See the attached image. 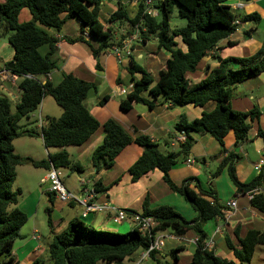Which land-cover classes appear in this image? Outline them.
<instances>
[{"label":"trees","instance_id":"trees-1","mask_svg":"<svg viewBox=\"0 0 264 264\" xmlns=\"http://www.w3.org/2000/svg\"><path fill=\"white\" fill-rule=\"evenodd\" d=\"M103 1L5 0L0 4V37L6 36L7 43L13 50V68L9 69L7 66L6 70L11 76L21 79L18 84L20 99L14 114H11L9 97L0 96V264H18L12 255L13 245L20 238V229L28 218L17 207L21 190H12L17 178V168L31 166L81 173V165L70 159L65 148L83 145L99 128L104 133L103 141L90 157L95 174L101 167L110 168L119 152L134 143L142 149V154L128 169L131 182L136 183L141 177L157 169L162 173V180L169 190L183 197L197 213V217L188 222L172 207L149 209L145 198L143 212L138 215L153 220L152 235L169 231L175 238H183L192 231L197 241L190 264H250L255 249L264 247V230H248L240 235L239 228H236L233 233L238 244L234 245L228 237L224 241L237 263L217 257L212 250L206 248L207 237L203 225L214 219H223L225 208L211 190L200 188L195 178H188L176 185L169 172L179 157L189 155L194 134L212 137L222 153L225 152L224 139L229 132L233 133L236 143L246 141L251 123L259 119L260 112L256 107L245 113L234 111L230 100L236 86L264 72V40L260 50L250 57H213L217 66L211 70L206 68L204 78L191 85L187 75L194 74L203 59L237 29L235 15L227 5V0H165L152 7L158 12L156 17L145 13L144 0H140L133 18L128 17L126 7L116 0V9L107 20L108 26L102 25L97 18ZM172 5L177 6V17L185 22L180 28L169 27ZM22 9L29 11L31 22L19 23L18 16ZM63 15H66L65 19L62 18ZM66 19L77 20L82 34L86 33L99 41L97 48L90 46L95 61L101 52L113 46L114 27L121 24L129 27L127 36L133 35L137 29L142 45H146L152 37L156 39L157 51L163 50L169 54L153 86L151 75L132 56L129 57L127 72L131 77L139 74L140 79L132 78L131 91L125 99L120 100L119 108L123 113L130 112L135 103L151 109L159 98L163 104L180 107L190 105L203 108L209 103L214 104L211 111L202 112L200 118L192 121H187L184 115L179 116L175 129L184 133L186 140L179 146L178 153L160 152L158 146L147 136L132 139L113 120L100 124L85 106L87 95L96 90L94 83L71 75H64L57 85L47 80V76L55 69V64L50 59L55 39L37 28L36 24L45 29L58 30ZM244 20L257 24L260 17L251 14L244 17ZM123 39L125 38L121 37L119 42ZM78 41L84 42L83 36L67 39L69 43ZM179 43L183 45V49L179 47ZM43 45L49 47L45 56L38 52ZM96 67L99 68L97 63ZM116 83L119 84L120 80L117 79ZM142 92H148L151 100L140 97ZM47 96L61 109V116L46 118V124L40 127V135L19 126V121L29 120L30 115ZM108 100L109 96H105L97 105L103 106ZM259 135L264 144V135L260 131ZM39 136L45 149L58 151L48 154L47 159L42 161H33L14 153L15 140ZM237 160V155L229 153L218 165L213 177L219 176L226 168L236 193L240 195L264 187V170L250 182L241 183L235 172ZM191 183L195 184L196 190L190 188ZM94 190L97 193L104 190L100 181L94 183ZM250 205L264 215V198L261 194L254 195ZM46 212L48 214L49 210ZM127 212L129 215L136 214L130 210ZM48 225L51 228L49 216ZM150 241V236L139 232L137 227L128 232H112L95 229L74 218L61 233L53 235L47 252L52 264H126L136 251H146ZM178 250L180 249L176 248L171 252L174 262L177 261L175 253ZM156 255L160 254L151 253L150 258L158 261ZM43 263L37 259L31 264Z\"/></svg>","mask_w":264,"mask_h":264},{"label":"crops","instance_id":"crops-1","mask_svg":"<svg viewBox=\"0 0 264 264\" xmlns=\"http://www.w3.org/2000/svg\"><path fill=\"white\" fill-rule=\"evenodd\" d=\"M4 1L5 0H0V4ZM119 1L125 7V3L129 2L134 11H126L128 17L133 18L137 12L138 5L134 4L133 0ZM160 1L162 2L163 0ZM226 3L232 9L240 11L243 14V18H236V31L226 40L221 41L217 48L203 59L194 74L187 75V79L190 81L191 85L196 84L204 78L206 68L211 70L217 66V62L213 57L219 56L222 59L246 58L254 55L262 46L264 40V0H227ZM115 9L116 0H104L99 7L98 21L102 25L108 26L107 20ZM23 10L27 11V13H25V18L29 20L31 18L29 11L27 9H22L21 12ZM21 12L19 13L18 21ZM251 14L259 15V23L255 24L253 21L249 22L244 20V17ZM62 18L65 19L66 15H63ZM65 21H67V23L64 22L58 30L45 29L36 24L37 28L44 30L48 36L55 39L53 44L54 50L50 56V59L55 64V69L47 76V80L57 85L64 75H71L77 79L94 83L96 90L87 95L85 106L100 124L108 120H113L132 139L142 135L147 136L158 146L160 152L167 153L172 151L178 153L181 144L176 143L174 139L181 137L186 138L184 133L178 132L175 129L179 116L184 115L187 121H192L200 118L202 112L211 111L214 108V104L209 103L203 108L190 105L180 107L163 104L159 98L154 102V106L151 109L145 105L135 103L130 112L123 113L119 108L120 100L117 99V97L122 96L118 93V89L124 85V89L129 93L133 85V79H140L139 74L131 77L127 72L129 57L132 56L131 54L136 53L134 57L137 59L132 56L134 60H142L144 54L148 56V67L144 70L151 75L153 79L152 86L158 79L153 78L151 70L153 73H158L159 75L166 60L169 58V54L163 50L157 51V44L156 48H148L149 45L147 42L146 45H142L141 48L137 49V47H133L134 43H132L129 50H125L127 59H122L121 55L119 61L111 49L117 47L121 49V52L123 51L122 45L127 38L126 33L128 30L124 29L121 24L114 27L113 46L101 52L97 61H95L90 46L97 48L99 41L89 36L84 37L86 33L82 34L81 25L77 20L66 19ZM19 23L21 22L19 21ZM81 36H83L84 42H67V39H78ZM121 37L125 39L119 42ZM150 40L156 42L155 38L151 37ZM178 41L179 40H177V42ZM179 47L183 49L181 43H179ZM48 51V45H43L38 49L41 56H45ZM158 56L161 58L157 59ZM12 58V48L8 43H4V41L0 39V90H6L10 96H12V93L6 87V84L17 88L18 92H20L18 84L21 81L20 78L11 76L9 71L6 70L8 64L13 62ZM211 61L213 62L210 63ZM96 63L99 65L98 69ZM120 66H122L121 70L118 68ZM117 79L120 80L119 84L116 83ZM105 96H109V100L103 106L99 107L97 105L98 101ZM140 97L151 100L148 92H142ZM46 98L47 97H44L42 99L39 106L40 112L38 114V121L40 127L42 126L40 113L46 118H59L62 114L61 109H56L52 106L51 101ZM230 106L232 110L237 112L245 113L254 107L260 112L259 119L251 123L246 141L236 143L233 133L229 132L224 139L225 152L222 153L218 143L212 137L205 134H194L192 136L193 139L189 155L178 158L177 163L170 170L169 176L176 185H180L188 178H195L198 182L197 185L203 190H211L224 208L229 201L233 200L236 202L235 210L229 212V210L225 208L224 218L214 219L205 223L203 225V231L207 237L205 243L208 250H212L214 254L221 259L237 263L232 251L227 248L224 238L228 237L234 245H237L238 242L233 233L236 228H239L240 235H244L248 230H264V215L251 207L250 201L246 195L236 193V189L228 176L226 168L220 172L219 176L213 177V173H210L208 176L203 174L201 167L209 168V162H213V164L218 167L229 153H234L238 156V160L235 163L236 177L241 183H248L259 174L258 165L261 161H264V144L262 137L259 135V131L264 135V72L236 86L232 92ZM103 137V130L99 128L83 145L72 147L74 148L72 153L69 152V150L67 151V148L70 147L65 148L70 159L73 162L79 163L83 172L88 170L90 172L89 175L94 174V183L97 181L101 182L104 190L101 193L96 192L93 203L97 206L103 205L112 209L134 211L136 214L133 215H138L143 212L142 205L144 199L147 198L149 209L169 206L188 222H192L197 217V213L193 211L183 197L169 190L167 185L163 182L162 173L159 170L155 169L149 172L136 183L131 182L128 169L142 154V149L134 143L126 146L119 152L110 168L101 167L97 174H95L90 163V157L94 149L102 143ZM27 139L37 144L38 147L36 152H28L24 157L30 158L33 161L45 160V152L47 153V157L50 153L49 149H45L43 146L41 137H37L36 139L29 137ZM187 159H191L192 164L186 165ZM18 168H20V170L24 168V174L32 181L30 184L31 190L29 189L28 197L22 208V211L28 217L26 223L28 224V222H30L28 229L29 233L26 234V232H22L23 229H20V238L17 239L13 245L12 255L18 264H31L37 259L42 260L45 254L48 256L47 249L50 240H52L53 235H57L64 230L70 219L77 218L93 228L101 223L107 224L110 223L109 221L114 222L112 219L114 215L112 210H108L105 213L83 216V207L77 202H72L66 205L75 207L79 204L78 206H80L82 210L81 214L80 216H74L72 218L68 217V220L64 221L53 206L52 208L45 206V211L49 210L47 215L52 222V232L51 238L48 240L49 242L43 247L39 244L42 237L38 234V206L41 202V194H46L50 202L53 199L57 200L54 195L47 190L43 191L40 186V180L47 174L48 170L31 166H20ZM80 182L84 181L80 180L79 184ZM80 186L82 188L81 184ZM190 188L196 190L195 184L191 183ZM66 191L77 200L82 196V192L76 193L67 188ZM124 221L120 224H123ZM131 223L133 228L136 227L133 220ZM100 230L111 231L108 228ZM114 230L128 232L125 229ZM159 234L161 236H173L169 231ZM194 239H196V237L192 231H189L183 238L173 237V239H165V241L167 240L174 243L173 250L176 248L180 249L175 253L177 261H175L174 264H190L192 254L195 250ZM161 254L163 257L164 253L162 251ZM46 260V258H43L42 261L45 262ZM260 260L264 259L261 258Z\"/></svg>","mask_w":264,"mask_h":264},{"label":"rangeland","instance_id":"rangeland-1","mask_svg":"<svg viewBox=\"0 0 264 264\" xmlns=\"http://www.w3.org/2000/svg\"><path fill=\"white\" fill-rule=\"evenodd\" d=\"M152 2V7L154 5H157L158 3H160V0H150ZM165 1V0H163ZM126 10L128 12L134 11V9L131 8L129 2H126ZM132 9V10H131ZM171 9V15H170V20H169V27L172 29L175 28H180L182 26L185 25V22L180 20L177 17V6L176 5H172L170 7ZM21 12V11H20ZM233 14L235 15V18H240L242 19L243 14L235 9H232ZM25 13H27V11L23 10L20 14V19L19 21L21 23L24 22H31V18L29 20H27L25 17ZM67 23V21H65ZM180 23V24H179ZM124 29L128 30L129 27L127 26V24L123 25ZM0 39H2V41H4V43H7V38L6 36L1 37ZM149 47L148 48H156V42L153 40H150L148 42ZM133 47H137L141 48L142 44L140 43V41H137L133 44ZM145 52V51H144ZM136 53H132L131 55L134 57ZM144 54V53H143ZM122 55V59H127V54L126 51L123 50L121 52ZM126 55V56H125ZM135 59H137L136 57H134ZM161 57L158 56L157 59H160ZM148 56H146L145 54L143 55V59L142 60H135L137 64H139L142 68L146 69L148 66ZM213 61H211L210 63H212ZM120 70L122 69V66L118 67ZM151 70V69H150ZM152 72V76L155 79H158V73H153ZM7 88L11 91L12 96H10L7 91H3L0 90V96H7L10 99V110H11V114L15 113V106L16 104L19 102L20 99V92H18L17 88L11 87L9 86V84H6ZM121 88H125L124 85L121 86ZM126 96L122 95L121 97H117L118 100H123L125 99ZM47 100L51 101L52 106H54L56 109H60L56 103L53 101V99L49 96H47L46 98ZM161 99V98H160ZM162 100V99H161ZM176 106V105H174ZM40 107L32 114L30 115L29 120L26 119H21L18 123L19 126H22L26 131H32L35 134H39L40 135V125H39V121H38V114ZM41 116V124L44 126L46 124V117L43 116L42 113H40ZM35 122V124H34ZM40 137V136H39ZM28 137H21L19 138V140L14 141L13 146H14V153H16L17 155H19L20 157H24L25 154H27L28 152H36L37 149V144H35L34 142H30V140L27 139ZM34 139H36L37 137H33ZM178 139V138H176ZM174 139V141L176 140ZM40 141V140H39ZM43 149V146H42ZM72 147L67 148V151L69 150V152H73ZM57 150L56 149H49V153L53 154L55 153ZM47 153L45 152V159H47ZM210 166L209 168H205V167H201V170L203 172V174H206L207 176L210 173H214L217 169L216 165L213 164V162H209ZM18 170V177L16 178L12 190L15 191L17 189L21 190V194L18 197V204L17 207L19 209L22 210V208L24 207V202L28 197V193H29V189H30V184L32 183L31 179L24 174V168H22L20 170V168H17ZM89 171L85 170L84 172L80 173V172H70L68 170H61L59 171V179L61 184L63 185V187L70 191H74V192H81V186L79 184L80 180H83L84 182H87L85 184V188L87 190H93V179H95L94 174L93 175H89ZM48 188V184L41 186V189L47 190ZM31 190V189H30ZM48 196L46 194H41V202L38 206V234L39 236L42 237V240L39 242V244H41L43 247L46 246V243L49 242L48 240H50L51 238V228L48 225V215L47 212L45 211V206L52 208V206L55 208V210H57L56 212H58V214H60V217L63 218V220H68L67 218L70 217H74V216H80L81 214V207L76 205L75 207H70L69 205L63 204L61 202H59L58 200H52L51 202L48 201ZM63 209V210H61ZM55 218V217H54ZM71 220V219H70ZM133 220V217L129 216L126 221H124L123 224H118V223H114L112 221H109L110 223L107 224H103L101 223L100 225L95 226V229L99 228L100 229H106L108 228L109 230H111L112 232H119V231H115L114 229H125L127 231H131L133 229V225L131 223V221ZM86 221V220H85ZM29 225L30 222L25 223L24 226H22L21 229L22 232H26V234L29 233L28 229H29ZM67 227V225H66ZM65 227V228H66ZM64 228V229H65ZM51 242V240H50ZM49 242V243H50ZM164 242V247L161 249L162 252L164 253V256L162 257L161 255H156L158 261L153 260L151 258H147V259H141V255L143 253H145L143 250H138L136 251L132 257L131 260L128 261L126 264H174L173 259L171 258V252L173 251V244L172 242L169 241H165ZM43 258H46L47 260L43 263V264H52L50 258L47 256V254L44 255ZM42 258V260H43ZM261 258L264 259V247H257L255 249V252L253 254L252 260L250 262V264H264V260H260Z\"/></svg>","mask_w":264,"mask_h":264},{"label":"built area","instance_id":"built-area-1","mask_svg":"<svg viewBox=\"0 0 264 264\" xmlns=\"http://www.w3.org/2000/svg\"><path fill=\"white\" fill-rule=\"evenodd\" d=\"M140 0H133L134 4L138 5ZM144 6H145V13L151 17H156L158 15V12L154 9H152V2L150 0H144ZM84 37H88L87 34L84 35ZM139 41L138 38V30H135V33L133 35L127 36L125 39V42H123L122 50H129L130 45L132 43H135ZM111 51L114 53V55L117 57V59H121V49L114 47L111 49ZM120 61V60H119ZM118 93L120 95H127V91L121 87L118 89ZM186 140L185 137L178 138L175 140L176 143H184ZM192 164L191 159L186 160V165ZM259 171L264 170V161H261L258 165ZM59 171L54 168H51L48 170L47 174L40 180V186L48 184L47 191L54 195V197L63 204H69L72 202L79 203L83 209L84 213L83 216H87L89 214H95V213H105L108 210L113 211L114 214L112 216V219L115 223H122L124 220L127 219L129 213L124 209H112L108 206H97L95 203H93V200L95 198L96 192L95 190H87L85 186V182H80L82 185V196L77 200L75 199L69 192L66 191V189L63 187V185L60 182L59 179ZM259 172V173H260ZM261 194L264 198V187H259L251 192L247 193L246 196L249 201L252 200L254 195ZM229 212L235 210L236 208V202L231 200L228 203H226V207ZM133 217V221L136 224V227L138 228L139 232L147 233L148 236H150V245L145 253L142 254L141 259H147L150 258L151 253L155 254H161V249L164 246L163 240L165 239H173L174 236L167 235V236H161L159 233L152 235L151 230L154 226V222L151 218H141L139 215H131ZM197 239H194V243H196ZM207 248V245H206Z\"/></svg>","mask_w":264,"mask_h":264},{"label":"water","instance_id":"water-1","mask_svg":"<svg viewBox=\"0 0 264 264\" xmlns=\"http://www.w3.org/2000/svg\"><path fill=\"white\" fill-rule=\"evenodd\" d=\"M8 68L9 69H12L13 68V62H11V63L8 64Z\"/></svg>","mask_w":264,"mask_h":264}]
</instances>
